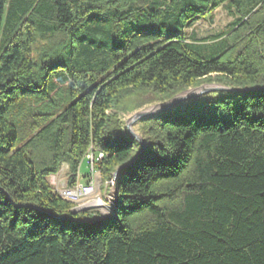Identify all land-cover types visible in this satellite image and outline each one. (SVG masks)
<instances>
[{"label":"trees","instance_id":"16d2710c","mask_svg":"<svg viewBox=\"0 0 264 264\" xmlns=\"http://www.w3.org/2000/svg\"><path fill=\"white\" fill-rule=\"evenodd\" d=\"M224 5L207 58L185 30ZM211 77L254 91L141 120L143 148L116 116ZM263 87L264 0H0V264H264ZM89 152L118 171L97 223L47 181Z\"/></svg>","mask_w":264,"mask_h":264},{"label":"rangeland","instance_id":"374dc122","mask_svg":"<svg viewBox=\"0 0 264 264\" xmlns=\"http://www.w3.org/2000/svg\"><path fill=\"white\" fill-rule=\"evenodd\" d=\"M234 20L233 12L228 9L226 5L220 7L216 11L210 14H206L203 16V18L194 24L191 28L185 30V34L188 39L193 41L196 45H200L202 47L201 50H199V53L203 56L210 58L215 56L214 48L218 47L217 44H211L209 41L213 40V37L218 36L219 34L225 32L228 30L230 23ZM208 41V42H207ZM213 45V46H210ZM214 77H211V82H205L198 86L203 87L204 89H213L215 87H223L226 88L228 86V79L226 78H218L217 82H215ZM56 78L54 79V83H56ZM221 86H220V85ZM62 85V83H61ZM197 87V88H198ZM193 89V88H191ZM230 89V88H227ZM231 93L229 91H215V92H209L207 94H203L201 96H198L195 99H187L183 102H180L176 106L180 105L179 108L181 109H190L193 107H196L202 102H205L206 100H214L220 97H227ZM173 99V98H172ZM171 100V99H170ZM168 100V101H170ZM165 101V102H168ZM165 102H162L161 98H153L150 95H137V94H131L130 99H128L122 108L120 110H117L116 116L120 121H123L124 126L125 123L135 114L137 113H145L149 112L150 110H154L156 106L163 104ZM175 106V107H176ZM173 107V108H175ZM170 108V109H173ZM168 109V110H170ZM167 111V110H166ZM165 112V111H163ZM196 112V111H195ZM114 113V112H113ZM162 113V112H161ZM160 114V113H157ZM150 115L148 117L155 116ZM142 118L138 120L136 123H134L131 126L132 131L136 134L141 136L138 131L141 128L140 121L145 119ZM126 129V128H125ZM128 135V134H127ZM142 137V136H141ZM130 138V137H129ZM91 155V152L88 153L87 157ZM86 157V158H87ZM88 159V158H87ZM67 166L63 165L59 171V173L56 176H51L48 178V184L54 189V191H57L59 189L66 188L67 186ZM81 175H89L86 178H83ZM88 177H91V180L94 181V198H97V200L101 201V205H104L103 208L98 207L97 201H79L74 204L73 212L78 213V216L81 218H84L85 220L88 218V215H92L93 213L99 212L102 216V218H108L113 215V185L112 180L108 182H102L100 179V175L98 171L96 170L95 165H93V170L91 171L90 164L87 163V160L85 159L80 168H79V183L87 179ZM111 183V184H110ZM114 184V183H113ZM106 190V194L102 195V190ZM80 211H83V213H79ZM97 211V212H96ZM95 217H93L94 219ZM101 218V219H102Z\"/></svg>","mask_w":264,"mask_h":264},{"label":"water","instance_id":"95a60500","mask_svg":"<svg viewBox=\"0 0 264 264\" xmlns=\"http://www.w3.org/2000/svg\"><path fill=\"white\" fill-rule=\"evenodd\" d=\"M261 91H264V87L260 89ZM191 91H196V94H193V95H189V93ZM215 91H229V92H234V93H239V94H242V93H246V92H251V91H254V89H227V88H224V87H215L213 89H204L202 86L201 87H198V88H193V89H188L186 90L185 92L183 93H180L178 95H176L173 99H171L170 101L168 102H165L163 104H160L158 106H156V108H154V110H150L149 112H145V113H137L135 114L134 116H132L126 123H125V128H126V132L128 134V136L137 141L140 145L141 148H143L144 146V140L141 136L139 135H136L132 129H131V126L136 123L138 120L142 119V118H145L147 116H150V115H154V114H157V113H161L163 111H166L170 108H173L175 107L177 104H179L180 102H183L187 99H195L197 98L198 96H201L203 94H207L209 92H215ZM117 175H118V171H116L114 174H113V182L116 180L117 178ZM112 217V216H111ZM107 218H98V219H95L94 218V221L93 223H97V222H100L101 220H106Z\"/></svg>","mask_w":264,"mask_h":264},{"label":"built area","instance_id":"2783aa9c","mask_svg":"<svg viewBox=\"0 0 264 264\" xmlns=\"http://www.w3.org/2000/svg\"><path fill=\"white\" fill-rule=\"evenodd\" d=\"M89 160V164L91 167V171L93 170V160L94 157L91 153L90 156L87 157ZM102 158V155H98L97 159L100 160ZM55 192H69L74 193L78 196L79 201H97L98 207L103 208L104 205H101V201L97 200V198H94V181H88L86 183H79L77 182L76 185H74L72 188H63L59 189Z\"/></svg>","mask_w":264,"mask_h":264},{"label":"bare ground","instance_id":"6f19581e","mask_svg":"<svg viewBox=\"0 0 264 264\" xmlns=\"http://www.w3.org/2000/svg\"><path fill=\"white\" fill-rule=\"evenodd\" d=\"M193 94H196V91H191L190 93H189V95H193ZM112 182H113V180H112ZM114 183V182H113ZM113 183H112V185H113ZM111 184V183H110ZM95 187V186H94ZM95 190V189H94ZM58 193V195L62 198V199H64L65 201H69V202H71L72 204H75L76 202H77V200H78V196L77 195H75L74 193H69V192H57Z\"/></svg>","mask_w":264,"mask_h":264},{"label":"crops","instance_id":"0c3cea01","mask_svg":"<svg viewBox=\"0 0 264 264\" xmlns=\"http://www.w3.org/2000/svg\"><path fill=\"white\" fill-rule=\"evenodd\" d=\"M83 178H86L87 176H89V175H81ZM80 181V180H79ZM78 181V182H79ZM88 181H93V180H91V177H88L87 179H85L84 181L82 180V182L81 183H86V182H88ZM106 194V190L105 189H103L102 190V195L104 196ZM97 212V211H96ZM79 213H83V211H80ZM92 218L93 217H95V219H98V218H102V216H101V214L99 213V212H97V214L96 213H93L92 215H90ZM111 217V216H110ZM110 217H108V218H110ZM101 221H104V220H101Z\"/></svg>","mask_w":264,"mask_h":264}]
</instances>
